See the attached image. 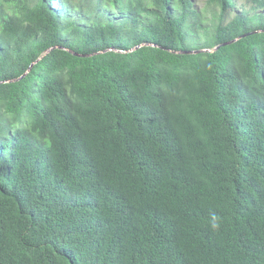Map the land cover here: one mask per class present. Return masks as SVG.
<instances>
[{
    "label": "trees",
    "instance_id": "trees-1",
    "mask_svg": "<svg viewBox=\"0 0 264 264\" xmlns=\"http://www.w3.org/2000/svg\"><path fill=\"white\" fill-rule=\"evenodd\" d=\"M239 1L0 0V264H264V0Z\"/></svg>",
    "mask_w": 264,
    "mask_h": 264
},
{
    "label": "rangeland",
    "instance_id": "rangeland-1",
    "mask_svg": "<svg viewBox=\"0 0 264 264\" xmlns=\"http://www.w3.org/2000/svg\"><path fill=\"white\" fill-rule=\"evenodd\" d=\"M193 3H194V6H195V9L198 11V12H201L202 13V16L205 20H210L212 19V16L208 13H206L208 10H207V0H193ZM236 8L231 10L229 12V14L227 15V21H231L232 19H234L237 15H240L242 14L244 11L245 12H250L251 11V8L253 5V3L249 0H241L239 2L236 3ZM205 13V14H203ZM204 26H207L208 23H205L203 24Z\"/></svg>",
    "mask_w": 264,
    "mask_h": 264
},
{
    "label": "clouds",
    "instance_id": "clouds-1",
    "mask_svg": "<svg viewBox=\"0 0 264 264\" xmlns=\"http://www.w3.org/2000/svg\"><path fill=\"white\" fill-rule=\"evenodd\" d=\"M212 219H213V221H215V220H216V217H215V215H213ZM212 227H213V228H216V227H218V224H216V223H213Z\"/></svg>",
    "mask_w": 264,
    "mask_h": 264
},
{
    "label": "water",
    "instance_id": "water-1",
    "mask_svg": "<svg viewBox=\"0 0 264 264\" xmlns=\"http://www.w3.org/2000/svg\"><path fill=\"white\" fill-rule=\"evenodd\" d=\"M236 41H238V40H236ZM235 41V42H236ZM234 43V42H233ZM217 50V49H216ZM201 52H214V51H209V50H204V51H201ZM201 52H198V53H201Z\"/></svg>",
    "mask_w": 264,
    "mask_h": 264
}]
</instances>
